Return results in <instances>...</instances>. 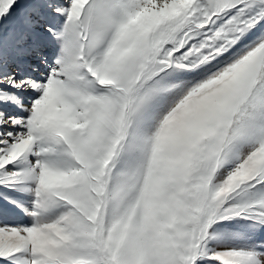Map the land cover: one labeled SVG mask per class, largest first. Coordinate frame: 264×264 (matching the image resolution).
Instances as JSON below:
<instances>
[{"label": "snow or ice", "instance_id": "snow-or-ice-1", "mask_svg": "<svg viewBox=\"0 0 264 264\" xmlns=\"http://www.w3.org/2000/svg\"><path fill=\"white\" fill-rule=\"evenodd\" d=\"M0 264H264V0H0Z\"/></svg>", "mask_w": 264, "mask_h": 264}]
</instances>
